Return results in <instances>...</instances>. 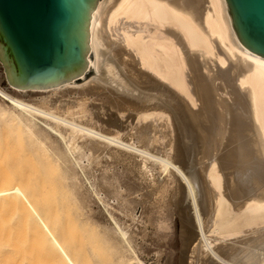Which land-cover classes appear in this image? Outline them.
Masks as SVG:
<instances>
[{
  "label": "bare ground",
  "instance_id": "1",
  "mask_svg": "<svg viewBox=\"0 0 264 264\" xmlns=\"http://www.w3.org/2000/svg\"><path fill=\"white\" fill-rule=\"evenodd\" d=\"M89 34L93 61L79 78L19 90L0 75V264L126 253L146 264L133 229L167 244L175 217L179 264H264V187L243 183L264 174V58L239 41L226 0H101ZM229 94L245 101L246 136L228 133ZM189 131L194 171L183 163ZM248 234L260 247L245 252Z\"/></svg>",
  "mask_w": 264,
  "mask_h": 264
},
{
  "label": "water",
  "instance_id": "2",
  "mask_svg": "<svg viewBox=\"0 0 264 264\" xmlns=\"http://www.w3.org/2000/svg\"><path fill=\"white\" fill-rule=\"evenodd\" d=\"M101 0H0V62L12 87L44 90L81 77ZM241 44L264 58V0H226Z\"/></svg>",
  "mask_w": 264,
  "mask_h": 264
},
{
  "label": "rangeland",
  "instance_id": "3",
  "mask_svg": "<svg viewBox=\"0 0 264 264\" xmlns=\"http://www.w3.org/2000/svg\"><path fill=\"white\" fill-rule=\"evenodd\" d=\"M4 71H5L4 67H3V65L0 62V75H1V77L4 74ZM94 78H95L94 69H92L83 80H79L78 82H76L75 86H82L84 84H87L88 82H91ZM229 81L225 80L223 84L226 83V86L230 88V89L228 88L229 89L228 91L232 92L231 88L233 87L234 83H231L232 80H230V79H229ZM216 83L219 84L220 82L217 81ZM1 84L4 87L8 86L7 80L4 77L1 78ZM227 96H229L228 97L229 99L227 98ZM227 96H226V98L229 100V107H228L229 109H227L225 111V119L227 120L228 127H229V128L227 127L228 133L229 132H236L239 136H246V133L244 132V128L246 127V126H244L245 123H246L245 122L246 120L244 119V117H245L244 115L246 114L245 113L246 112L245 111L246 110L245 101L242 100V99L241 100H237L235 98V96L231 95V94H229ZM227 118H229L230 120L227 119ZM111 119H113V120L117 119V116L115 115ZM119 121H122L121 118L119 119ZM123 122L125 124L123 126H126V125L131 123V127L132 128L137 125L136 124L137 123L136 119L129 120V121L128 120L126 121L124 119ZM133 124L134 125L136 124V125L134 126ZM249 129H250V127H249ZM233 130H235V131H233ZM184 146H185L184 148L187 149V150L185 149V154H184V160H183L184 166H186L187 168H190L189 169L190 171H194L197 167L195 168L192 165L197 166V163H198V159H197V157L195 155V153H196L195 149H196L197 144H196L195 137L192 135V133H190V131L187 133L186 138H184ZM262 179H264V174H263V178H262L261 175L255 174L254 176L251 177V179L250 178L249 179L246 178L245 180L243 179L244 187L246 189L245 192L246 193H252L253 187L255 185V184L253 185L252 182H254V181H256V182L260 181L261 184H258V182L257 183L254 182V183H256L258 185H261L262 188H263L264 186L262 184H264V181ZM261 180H262V182H261ZM261 186H259V187H261ZM93 209H94V213H95L94 215L96 217H98L99 219L100 218L102 219L103 216L101 214V211L104 210L103 207L99 204L98 208H97V205H96V206H93ZM102 212L105 213L104 211H102ZM135 213H136V218L137 217L139 218L141 216V209L138 207V209L136 210ZM175 218L177 219V217H175ZM176 219H175L174 227L172 225L173 231H172V229H171V231H169V240H168L167 244H165V243L163 244V241L161 239L159 240L158 238H156V236L154 235V231H152L153 229H151V227L148 226L147 227L148 229L146 230V228L144 226H141V225L135 226V228L133 229V233L132 234L136 233L137 235L135 234L133 236V242H134L133 249H136V255L139 254V256L138 255L137 256L143 262H145L146 264H165V262L167 260V257H168L167 254L169 255L170 252L171 253L173 252V254L174 253L176 254V256L174 257V259L176 260V261H174L175 262L174 264H176V263L179 264L178 262H180V256H181V252H182V241H181V238H180L181 222H180V220L178 221V219L177 220ZM152 233H153V235H152ZM251 234H252V232H251ZM251 234H248L246 236V237H248V240L245 239L244 246L243 245L241 247L239 246V248L240 249L242 248L245 252L248 251V250H255V249H253L255 247H258V246L260 247V245H259L260 243H255L253 241H252L253 243H251V241H250L251 238L257 236V235H254V234H253L254 235L253 236ZM261 234H263V235H260V236L264 237V233H261ZM135 240H136V242H135ZM159 248H160V250H159ZM159 252H161V254H162V255H160V258H158V256H157L159 254ZM257 252L261 255L260 260L262 258H264V248H262L261 250H259ZM112 255H113V251H112ZM177 258H178V260H177ZM157 259H159V260H157ZM107 262H108L107 264H134V260L132 259L131 255L129 253L122 254L121 262L118 261L114 256H110V258H108Z\"/></svg>",
  "mask_w": 264,
  "mask_h": 264
}]
</instances>
